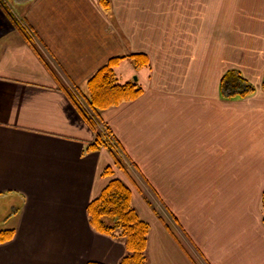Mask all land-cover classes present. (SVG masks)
Returning a JSON list of instances; mask_svg holds the SVG:
<instances>
[{"label":"crops","instance_id":"0c3cea01","mask_svg":"<svg viewBox=\"0 0 264 264\" xmlns=\"http://www.w3.org/2000/svg\"><path fill=\"white\" fill-rule=\"evenodd\" d=\"M135 53L143 92L94 129L74 93ZM231 68L252 95L222 96ZM263 77L264 0H0V264H119L125 239L88 214L112 178L151 227L148 264H264ZM99 130L124 168L90 149Z\"/></svg>","mask_w":264,"mask_h":264},{"label":"trees","instance_id":"16d2710c","mask_svg":"<svg viewBox=\"0 0 264 264\" xmlns=\"http://www.w3.org/2000/svg\"><path fill=\"white\" fill-rule=\"evenodd\" d=\"M124 59L134 62L136 68L149 67L148 55L135 53L130 56H114L106 64L101 66L88 81V95L82 99L86 107L79 100L76 105L82 111L85 119L94 129L101 123L100 112L102 109L114 106L126 100H133L139 96L144 87L135 80H121L118 67ZM264 89V77L262 79ZM220 91L226 99H243L252 95L256 85L249 81L240 70L231 68L220 80ZM107 146L115 157V163L124 168L123 160L119 157L117 146L112 133L109 130L100 131L97 139L90 145V149H98ZM105 173H114L111 167L106 168ZM262 199V220L264 222V191ZM90 223L97 231L122 237L125 239L127 254L121 258L119 264H148L147 245L148 235L151 231L149 223L138 213L132 203L131 188L120 178H112L101 194L88 204ZM16 235L15 229L0 230V244L9 242ZM87 264H107L102 261H89Z\"/></svg>","mask_w":264,"mask_h":264},{"label":"rangeland","instance_id":"374dc122","mask_svg":"<svg viewBox=\"0 0 264 264\" xmlns=\"http://www.w3.org/2000/svg\"><path fill=\"white\" fill-rule=\"evenodd\" d=\"M134 66V63H131V61H126L124 63H122V65L120 67H118V74L120 75V79L121 80H125V79H128V80H135L136 79L139 81V83L142 85L144 83V77H145V72L148 70L147 67H139V68H136ZM162 209V208H161ZM163 212V211H162ZM164 214H168L167 211L165 210V213ZM170 219V218H169ZM173 220V218H172ZM170 219V221H172ZM168 222L169 224L171 222ZM2 222L0 221V224Z\"/></svg>","mask_w":264,"mask_h":264},{"label":"built area","instance_id":"2783aa9c","mask_svg":"<svg viewBox=\"0 0 264 264\" xmlns=\"http://www.w3.org/2000/svg\"><path fill=\"white\" fill-rule=\"evenodd\" d=\"M26 31H27L28 34H30V35H32V33H33V31H31L29 27H28V28L26 27ZM74 94H76V99L79 100V101L81 102V104L84 105V106L86 107L87 104L85 103V100L82 99V96L79 95V93H76V92H75ZM117 146H118V145H117Z\"/></svg>","mask_w":264,"mask_h":264}]
</instances>
